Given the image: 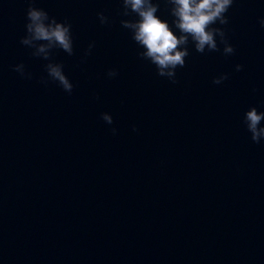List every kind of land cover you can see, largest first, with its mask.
I'll list each match as a JSON object with an SVG mask.
<instances>
[{
  "label": "water",
  "instance_id": "1",
  "mask_svg": "<svg viewBox=\"0 0 264 264\" xmlns=\"http://www.w3.org/2000/svg\"><path fill=\"white\" fill-rule=\"evenodd\" d=\"M159 3L157 15L177 31L170 5ZM91 6L120 149L156 264H264V140L253 142L243 122L249 107L264 111V0H234L222 27L235 53L201 54L190 44L175 84L137 55L119 22L127 18L120 0ZM100 11L110 24H100ZM221 73L229 78L213 84Z\"/></svg>",
  "mask_w": 264,
  "mask_h": 264
},
{
  "label": "clouds",
  "instance_id": "2",
  "mask_svg": "<svg viewBox=\"0 0 264 264\" xmlns=\"http://www.w3.org/2000/svg\"><path fill=\"white\" fill-rule=\"evenodd\" d=\"M165 2L170 5L172 25L177 31H173L169 22L157 15L159 0H120L119 10L121 17H127L120 19L121 27L128 30L132 40L141 49L137 55L155 65L158 76L167 78L173 84L177 83V69L185 66V58L190 54V44L201 54L222 51V55L227 57L235 53L226 29L222 27L229 23L226 14L234 0H165ZM97 17L102 25L112 22L103 11L98 12ZM258 23L264 27V16L258 18ZM71 28V23L67 19L57 20L44 8L35 6V0H28L25 35L20 38V43L32 50V56L47 61L44 65L47 77H41L40 83L46 86L51 80L68 94L72 93L74 86L63 71V64L52 57L54 49H61L69 56L74 54ZM94 45V41L89 43L84 57L90 55ZM220 45H223L222 50ZM84 57L81 58L82 61ZM13 70L26 79H32V73L25 71L23 62L14 65ZM235 70L242 71L243 65L236 64ZM117 75L118 72L114 68L107 72L109 78ZM228 78V73H221L213 77L212 82L219 85ZM101 118L108 125L113 123V117L108 112L101 113ZM262 121L264 111H258L255 106L245 111L243 122L255 143L264 140ZM132 128L133 131H138L135 125ZM111 131L116 134L117 129L113 127Z\"/></svg>",
  "mask_w": 264,
  "mask_h": 264
}]
</instances>
